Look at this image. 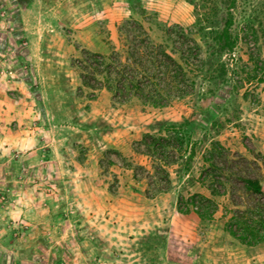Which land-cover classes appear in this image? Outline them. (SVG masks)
Listing matches in <instances>:
<instances>
[{
  "label": "rangeland",
  "instance_id": "rangeland-1",
  "mask_svg": "<svg viewBox=\"0 0 264 264\" xmlns=\"http://www.w3.org/2000/svg\"><path fill=\"white\" fill-rule=\"evenodd\" d=\"M144 44L183 65L163 105L86 60ZM0 88L30 112L0 128V264H264L225 228L235 171L264 153V0H0ZM172 125L183 159L146 154Z\"/></svg>",
  "mask_w": 264,
  "mask_h": 264
},
{
  "label": "trees",
  "instance_id": "trees-1",
  "mask_svg": "<svg viewBox=\"0 0 264 264\" xmlns=\"http://www.w3.org/2000/svg\"><path fill=\"white\" fill-rule=\"evenodd\" d=\"M230 23L231 19L226 22L222 34L225 33L229 35ZM126 39L133 41L128 37ZM148 46V44H144L141 48V53L137 54L133 60H127L125 63L113 56H110L109 62H105L104 55L96 52L92 54L95 62H90L88 58H86V60L93 68V74L103 73L104 79L108 83L112 82V85H114L118 91H128V93L140 98H146L152 103L163 105L173 96L171 92L173 87L181 89V87L186 86L187 78L182 75V63L172 56V54L169 53L170 56H168V54L163 52L161 46H159L155 52H150L147 51ZM209 64L211 65V63ZM113 68L116 70H113ZM178 70H180V73ZM157 73L163 78L164 84H160L162 83L161 81L157 82V77H155ZM81 79L84 84L90 86H95L97 84V82L87 80L84 74L81 75ZM96 86L100 87L101 84ZM165 130V135L157 137L149 133L144 134L143 143L148 147L146 154L152 155V152H158L162 150L163 147H167L170 148V151H168L169 155L177 154L176 159H183L182 153L185 139L182 132L175 129L173 125L167 127ZM217 145V141L212 142V148H214V150ZM248 149L252 153L253 159L251 161H245L247 168L244 171H235L236 180L235 183L232 184L234 188H231L229 194L230 200L235 207L231 208V213L225 222V228L230 234L243 243L253 245L264 242V153L255 150L252 146H248ZM193 153L194 151L192 148L189 156L191 157ZM176 159H164L163 163L168 164L175 162ZM207 159L210 161L209 167L216 168V161L211 157H206V160ZM162 171L164 174L166 173L164 169H162ZM209 176V173H202L201 180ZM211 177L212 178H210L208 182L211 192L213 194L223 193L218 189V185H220L221 182L220 179H218L217 176ZM159 190H165V188H160ZM196 197L197 194H193L190 200L195 201ZM204 198L213 205L212 209L216 208V205L213 204L214 202H212L210 198ZM239 198H241V200H239ZM191 203L195 205L196 202ZM197 212L201 216H206V214L199 209Z\"/></svg>",
  "mask_w": 264,
  "mask_h": 264
},
{
  "label": "crops",
  "instance_id": "crops-1",
  "mask_svg": "<svg viewBox=\"0 0 264 264\" xmlns=\"http://www.w3.org/2000/svg\"><path fill=\"white\" fill-rule=\"evenodd\" d=\"M8 96H10V95L8 93H6L3 89L0 88V128L2 131H7V130H5V128L7 127L6 122L9 121L11 119V117L14 118L18 115L19 118L22 117L25 119V116L29 117V113H30V112L25 111V109H20L23 107L17 108L15 106H13L12 102H10L7 99ZM9 107H11V111H10ZM25 121H26V125L28 126L27 123H29V119L28 120L26 119ZM11 129H12L14 135H16L18 133L17 129L16 130L13 128H11ZM28 132H31V131L28 130ZM28 135L29 134L27 133L26 137H23V138H27ZM0 137H1V135H0ZM1 139H2V137H1Z\"/></svg>",
  "mask_w": 264,
  "mask_h": 264
}]
</instances>
